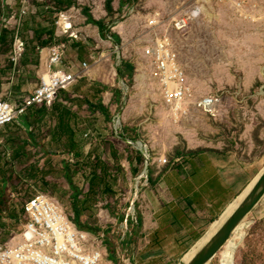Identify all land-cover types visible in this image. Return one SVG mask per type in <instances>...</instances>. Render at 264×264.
I'll return each instance as SVG.
<instances>
[{"label":"rangeland","instance_id":"obj_1","mask_svg":"<svg viewBox=\"0 0 264 264\" xmlns=\"http://www.w3.org/2000/svg\"><path fill=\"white\" fill-rule=\"evenodd\" d=\"M8 1L9 9L0 0L1 51L14 54L18 39L25 51L17 61L4 58V65L13 63L21 86L29 87L9 102H22L41 82L19 72L34 40L49 48L64 45L63 68L77 72L86 63L89 69L50 107L32 108L25 116L29 128L23 116L0 129V247L22 232L25 204L37 194L54 199L74 223L94 230L102 248L109 244L116 253L123 227L131 229L126 220L134 214L138 221L149 200H166L167 187L175 189L187 176L189 160L204 154L218 163L232 196L264 168V0H112L111 14L106 0ZM198 5L205 13L185 30L175 29L174 20ZM84 8L107 28L103 35L86 23ZM63 16L67 32L56 24ZM119 24L124 38L115 29ZM157 40L172 44L194 99L223 97L216 117L195 109L176 115L164 104L146 56ZM122 62L134 65L131 79L118 75ZM141 72L144 80L137 78ZM111 90L119 91L118 101ZM108 98L118 105L119 125L104 105ZM244 222L250 226L234 264H264V197ZM220 251L209 264H220ZM186 259L182 264L191 262Z\"/></svg>","mask_w":264,"mask_h":264},{"label":"built area","instance_id":"obj_2","mask_svg":"<svg viewBox=\"0 0 264 264\" xmlns=\"http://www.w3.org/2000/svg\"><path fill=\"white\" fill-rule=\"evenodd\" d=\"M205 13L204 5L174 20L177 30H185L191 21ZM186 15V16H185ZM65 17L56 24L63 32L70 30L65 26ZM62 23V24H61ZM110 39V37H107ZM64 45L57 44L48 49L47 69L49 79L41 77L34 92L18 104L0 100V129L17 122L32 108L50 107L60 91H66L78 80L88 75V66L82 63L77 72L63 68ZM25 51L22 40L15 43L14 61ZM152 60L154 75L157 78L164 104L175 114L187 116L192 109L216 117L223 97L220 95L194 99L193 89L187 81V73L177 52L168 41L157 40L146 50ZM112 121L120 123L118 105L106 103ZM145 153L149 157L148 150ZM27 222L22 232L11 242L0 247V264H99L102 260L101 243L93 230L81 229L65 213L63 208L46 194H37L24 207ZM136 220L134 214L130 216ZM102 237V236H100Z\"/></svg>","mask_w":264,"mask_h":264},{"label":"crops","instance_id":"obj_3","mask_svg":"<svg viewBox=\"0 0 264 264\" xmlns=\"http://www.w3.org/2000/svg\"><path fill=\"white\" fill-rule=\"evenodd\" d=\"M3 1L4 6L10 5L8 0ZM115 29L124 38L122 25ZM3 45L4 40L1 39L0 100L12 101V96L23 95L29 87L21 86V75L16 77L13 63L5 69L4 62L8 61L4 58L10 57L11 62L14 56L13 49L3 53ZM48 49L49 46H41L38 40H34L32 45H28L21 60L23 69L19 72H26L27 78L31 75L41 78L47 70ZM109 72L107 80L111 81L114 74L111 69ZM21 122L29 128L26 117ZM198 159L187 162L184 170L187 176L180 185L175 189L167 187L169 195L166 200H149L145 205L146 213L138 216L137 222L131 217L126 220L131 229L123 227L121 245L116 248V253L109 244L101 249L104 257L100 264H114L113 261L115 264H182L186 256H193L187 257L186 262H190L240 207L264 170L262 168L255 179L232 196V188L224 181L219 164L211 162L204 154H200ZM203 232L206 235L202 238ZM116 254L121 261L116 259Z\"/></svg>","mask_w":264,"mask_h":264},{"label":"water","instance_id":"obj_4","mask_svg":"<svg viewBox=\"0 0 264 264\" xmlns=\"http://www.w3.org/2000/svg\"><path fill=\"white\" fill-rule=\"evenodd\" d=\"M263 197L264 171L260 175L251 193L230 217L223 229L218 232L213 243H211V245H209L204 252L200 253L199 255L196 254L193 260L188 264H209L211 260L218 254L221 248H223L225 243L231 238L233 231L236 229L238 224L245 220L247 216H249L254 208L261 202Z\"/></svg>","mask_w":264,"mask_h":264},{"label":"trees","instance_id":"obj_5","mask_svg":"<svg viewBox=\"0 0 264 264\" xmlns=\"http://www.w3.org/2000/svg\"><path fill=\"white\" fill-rule=\"evenodd\" d=\"M111 2H112V0H106L105 1V11L107 12V14H111L112 13ZM82 14L86 17V23L87 24H92V25L96 26L97 29H98V31L100 33L103 34V32H106L107 31V28L103 25V23L101 21H97V20H95V19L92 18V16L88 13V9L87 8H84L83 9ZM113 37H114L113 38L114 42L115 43H118L119 42V38L117 37V35H114ZM116 71H117V73H118V75L120 77L123 76V75H126L128 78L131 79L132 78V75H133V72H134V65L133 64H130L128 62H122L120 64V66H117L116 67ZM111 91L114 94V101H118L119 91L118 90H111ZM96 109L102 111L105 114L107 113L106 110H105V108L101 104H99ZM76 224L81 229H88L86 227L81 226L79 223H76ZM89 230H93V229H89Z\"/></svg>","mask_w":264,"mask_h":264},{"label":"bare ground","instance_id":"obj_6","mask_svg":"<svg viewBox=\"0 0 264 264\" xmlns=\"http://www.w3.org/2000/svg\"><path fill=\"white\" fill-rule=\"evenodd\" d=\"M154 23V22H152ZM112 74H114L113 70L111 69ZM45 80L49 79V74L46 72L42 75ZM138 80H144L145 74L140 73L138 75ZM177 115V114H176ZM250 223L244 222V220L238 224L236 229L233 231L231 238L225 243L223 249L220 251V264H234V253L240 243L243 241L245 236L246 229H248Z\"/></svg>","mask_w":264,"mask_h":264}]
</instances>
